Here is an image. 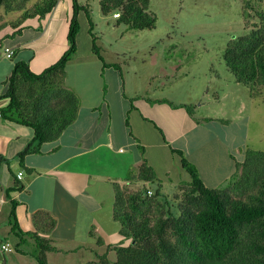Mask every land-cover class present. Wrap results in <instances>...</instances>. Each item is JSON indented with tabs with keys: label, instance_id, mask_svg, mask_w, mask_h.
I'll list each match as a JSON object with an SVG mask.
<instances>
[{
	"label": "crops",
	"instance_id": "obj_1",
	"mask_svg": "<svg viewBox=\"0 0 264 264\" xmlns=\"http://www.w3.org/2000/svg\"><path fill=\"white\" fill-rule=\"evenodd\" d=\"M56 7L48 14L45 27L39 18L19 21L20 16L9 20L0 11V26L5 29L0 34V96L14 63L26 62L38 74L68 48L71 14L63 19L60 31L64 38L58 42L50 29ZM82 29L76 38L77 51L68 65L84 62L102 83L93 99L81 102L78 97L77 118L56 141L43 144L39 154L24 157V167L32 173L23 169L18 154L30 143L33 132L0 118V156L9 161L0 167V243H9L12 248L0 253L2 264H37L27 255L31 240L20 248L24 254L15 251L17 240L9 225L11 200L16 202V221L25 233L33 232L31 215L36 212H48L56 221L50 235L56 251L47 254V264H115L114 248L126 246L129 241L121 237L120 225L114 219L113 183L136 191L138 183L126 179L143 161L154 171L156 166L162 168L167 176L165 158L174 157L170 151L174 149L195 166L206 187L217 189L235 176L236 164L244 161L245 151L250 149L251 113L237 95L238 86H232L226 94L224 88L231 85L221 83L223 94L215 99L216 107L202 108L200 102L194 111L198 116L189 115L183 106L197 102L200 96H192L183 85H173L174 77L168 73L148 77V81L157 78L161 82L159 89L151 90L149 83L148 91L139 86V91L128 95L124 83L121 94V67H104L103 64H117L104 60L99 53L101 61L92 51L93 31L88 33L84 25ZM4 48L14 51L12 58L1 56ZM109 78L111 84L107 82ZM109 85L114 93L113 98L107 99ZM225 100L231 103L228 119L222 117L227 115ZM6 104V100H1L0 108ZM19 172L23 173L21 180H17ZM15 180L23 184V190L10 193L7 198L5 190Z\"/></svg>",
	"mask_w": 264,
	"mask_h": 264
},
{
	"label": "trees",
	"instance_id": "obj_2",
	"mask_svg": "<svg viewBox=\"0 0 264 264\" xmlns=\"http://www.w3.org/2000/svg\"><path fill=\"white\" fill-rule=\"evenodd\" d=\"M0 0L5 14L22 12L19 21L43 18L56 7L58 0ZM150 0H99L103 17L118 14L115 25L130 30H152L156 18L149 10ZM248 7V5H246ZM249 10L253 11L250 7ZM257 12V11H256ZM81 16V18H79ZM252 26L245 22L249 33L231 39L223 51V61L237 84L248 87L252 95L264 88V13ZM82 25L91 34L94 25L87 4L71 0V18L66 40L68 48L61 57L41 73H34L26 62L14 63L0 96L7 104L0 108L3 121L29 128L33 138L18 154L23 169L24 157L39 154L41 146L56 141L76 120L79 98L62 86L66 67L77 51L76 38ZM2 26H0L1 29ZM92 36V51L102 61ZM119 69L118 65L103 64ZM189 115L194 108L184 105ZM179 166L189 177L174 194L173 207L160 198V186L152 195L149 190L131 191L113 183L114 219L120 225V235L129 241L114 248L115 264H264V152L247 149L244 161L236 164L237 173L221 189L206 187L193 164L179 150L170 149ZM9 162L0 156V167ZM28 173L32 170L27 169ZM129 183L157 181L154 169L143 161L135 173H129ZM23 190L17 180L5 190V196ZM11 203L10 231L17 240L15 251L32 241L27 253L37 264H47V254L56 248L50 235L56 221L45 211L31 215L33 232H23L16 221Z\"/></svg>",
	"mask_w": 264,
	"mask_h": 264
},
{
	"label": "rangeland",
	"instance_id": "obj_3",
	"mask_svg": "<svg viewBox=\"0 0 264 264\" xmlns=\"http://www.w3.org/2000/svg\"><path fill=\"white\" fill-rule=\"evenodd\" d=\"M36 1L31 0L27 6L32 7ZM77 1L80 5L89 6L99 53L104 60L114 61L121 67L124 77V82L122 76L121 82L119 81L121 94L124 83L128 95L139 91V86L148 91L149 83L151 90L157 87L159 89L161 82L157 78L148 81V77L168 73L175 78L172 80L173 85H183L192 96H200L197 102L193 101L189 105L195 111L200 102L203 104L202 108L216 107L215 99L223 94L221 89L224 85L221 83L231 85L224 88L226 94L230 93L232 86H238L237 95L244 104L246 102L245 109H250L251 113L249 148L264 152V88L261 94L252 95L248 87L235 82L223 61V51L227 43L235 37L249 33L245 22L250 26L259 22L256 13H264V0H150L148 11L155 16L156 25L152 30L141 31L130 30L123 25L116 26L113 14L103 17L99 10V0ZM56 8L50 29L59 42L64 38L60 31L64 27L63 19L71 14V0H58ZM21 13H8L6 18L16 19ZM43 18L45 20L41 21ZM43 18L38 19V22L45 27L50 15ZM3 27L0 34L5 31ZM78 48L80 52L84 48L80 39ZM107 82L111 84L110 78ZM101 83L102 79L96 77L91 67L88 69L84 62H76L66 67L62 86L70 88L81 102H85L95 97ZM113 93L112 85H109L105 93L107 99L113 98ZM230 106L231 103L225 100L224 109L227 115L224 113L222 116L225 119L229 117ZM202 112L205 113L204 109ZM195 114L199 115L197 112L193 115ZM165 159L169 170L167 176H164L162 168L156 166L158 182H140L137 191L147 189L153 193L160 186V198L171 204V211L174 212L173 195L178 193L180 186L189 181V177L175 157L166 155ZM225 186L226 184L221 185L217 189Z\"/></svg>",
	"mask_w": 264,
	"mask_h": 264
},
{
	"label": "built area",
	"instance_id": "obj_4",
	"mask_svg": "<svg viewBox=\"0 0 264 264\" xmlns=\"http://www.w3.org/2000/svg\"><path fill=\"white\" fill-rule=\"evenodd\" d=\"M112 17L116 19L118 17V14L115 13L112 15ZM13 54H14V51L12 49L4 48L1 56L4 58L10 59L12 58ZM22 176H23V173L19 172L17 174V180H21ZM148 195L149 196L152 195V192L150 190L148 191ZM10 251H11V246L9 243H0V253L4 254Z\"/></svg>",
	"mask_w": 264,
	"mask_h": 264
}]
</instances>
